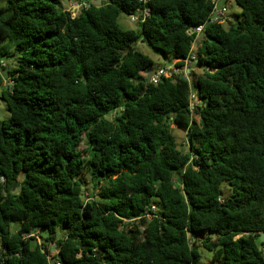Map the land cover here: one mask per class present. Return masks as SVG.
<instances>
[{"label": "trees", "instance_id": "16d2710c", "mask_svg": "<svg viewBox=\"0 0 264 264\" xmlns=\"http://www.w3.org/2000/svg\"><path fill=\"white\" fill-rule=\"evenodd\" d=\"M76 1L0 0V264H49L51 242L61 264H264V0H233L157 84L136 45L182 65L211 0Z\"/></svg>", "mask_w": 264, "mask_h": 264}, {"label": "built area", "instance_id": "2783aa9c", "mask_svg": "<svg viewBox=\"0 0 264 264\" xmlns=\"http://www.w3.org/2000/svg\"><path fill=\"white\" fill-rule=\"evenodd\" d=\"M143 4L146 3L147 0H139ZM224 0H211L212 2V10L207 18V20L204 23L198 24L196 26H193L188 29V34H194V40L191 44L190 50L187 54V56L183 59V64L176 66L174 62H171L169 65H162L154 70V73L151 75L149 82L153 84H157L162 78H169L172 76H176L178 74H182L185 78H188L189 71L191 70L192 65L197 61V54H196V48H194V45H196L197 38L199 39V36L203 32V29L206 24L208 23H225L228 19L225 16L226 13V7L223 5ZM87 6L86 2H80L77 6H74L77 10L81 9L82 7ZM149 8L144 6L142 10L136 11L129 16V19L131 22L136 23L137 25L145 20V18L149 15ZM72 15H76L73 14ZM6 66L3 59H0V69L2 67ZM147 75V74H145ZM12 83L10 79H4L3 85ZM196 93L194 90H190L189 92V104L190 108L193 109V107L196 105ZM89 194H85L84 196H88ZM156 208L155 205H150L146 216L150 217L152 216V212H155ZM151 212V213H150ZM26 236H24L25 238ZM56 253V243L51 242L47 244V259L49 261V264H61L58 259L55 258Z\"/></svg>", "mask_w": 264, "mask_h": 264}, {"label": "rangeland", "instance_id": "374dc122", "mask_svg": "<svg viewBox=\"0 0 264 264\" xmlns=\"http://www.w3.org/2000/svg\"><path fill=\"white\" fill-rule=\"evenodd\" d=\"M105 1V0H103ZM81 1H76V0H62L63 7L73 14H77L79 9L77 10L74 8V6H77ZM223 5L226 7V13L225 16L228 20L230 21H235L240 13V8L236 5V3L233 0H224ZM118 23L123 29H137L138 25L134 22H131L129 19V16L126 14H120L118 18ZM201 35L199 36V39L197 38L196 45H194V48H197L198 41L200 40ZM136 48L141 51L143 54L147 55L149 58L153 60V65H152V70L157 69L158 67L162 65H169L170 61L163 57L161 53L157 50L152 49L145 43H138L136 45ZM0 59H3L5 62L6 66H11V59L8 57H2ZM194 66V65H193ZM197 73H200L199 69H195ZM1 87H0V124L3 121H7L9 118V111L4 103V101L1 98ZM173 128V134L177 140V143L179 147H181L184 150H187V145H186V139H185V133L179 129L175 125H172ZM85 182H86V188L84 193L88 194L91 191V185L88 180V177L85 176ZM41 235L43 238L47 236V232L42 231ZM201 235H204L203 233H197V238L199 239ZM39 240V239H38ZM43 241V240H39ZM198 251L200 254V264H212L211 263V257H212V252L205 250L203 247H198Z\"/></svg>", "mask_w": 264, "mask_h": 264}, {"label": "water", "instance_id": "95a60500", "mask_svg": "<svg viewBox=\"0 0 264 264\" xmlns=\"http://www.w3.org/2000/svg\"><path fill=\"white\" fill-rule=\"evenodd\" d=\"M90 2L94 5V6H100L102 4V0H90ZM197 62V61H196ZM195 62V64H196ZM154 73V70H150L147 75H146V81L149 82L151 75ZM259 241L262 243L264 242V232L260 234L259 236ZM261 248V247H259ZM263 251H264V247H263Z\"/></svg>", "mask_w": 264, "mask_h": 264}]
</instances>
